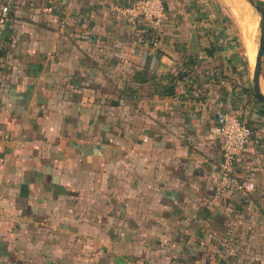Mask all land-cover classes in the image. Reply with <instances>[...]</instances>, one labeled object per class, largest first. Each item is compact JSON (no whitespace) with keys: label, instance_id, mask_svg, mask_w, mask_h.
<instances>
[{"label":"crops","instance_id":"obj_1","mask_svg":"<svg viewBox=\"0 0 264 264\" xmlns=\"http://www.w3.org/2000/svg\"><path fill=\"white\" fill-rule=\"evenodd\" d=\"M135 1L0 0V264H264L252 37L223 0H164L159 32ZM217 111L253 191L218 186Z\"/></svg>","mask_w":264,"mask_h":264},{"label":"built area","instance_id":"obj_2","mask_svg":"<svg viewBox=\"0 0 264 264\" xmlns=\"http://www.w3.org/2000/svg\"><path fill=\"white\" fill-rule=\"evenodd\" d=\"M9 7L0 6V24L7 20ZM166 6L164 0H136L133 5L121 10L127 20L134 22L142 18L156 32L161 30L165 18ZM142 41V38H139ZM251 135V129L238 116L223 111L215 114V123L209 130L211 138H217L222 145V161L219 163L218 186L226 189L253 191L255 185L248 179H240L233 174V163L243 152L245 144Z\"/></svg>","mask_w":264,"mask_h":264},{"label":"rangeland","instance_id":"obj_3","mask_svg":"<svg viewBox=\"0 0 264 264\" xmlns=\"http://www.w3.org/2000/svg\"><path fill=\"white\" fill-rule=\"evenodd\" d=\"M224 8L227 13L237 20L242 32H245V36L247 39V31L251 33L252 40L256 43L254 46L257 48L258 46V37H259V29H258V20L259 14L256 10L249 4L247 0H223ZM248 29V30H246ZM257 50V49H256ZM244 54L246 55V47L244 42ZM254 66V62L252 61ZM253 66L250 65L251 71L253 70Z\"/></svg>","mask_w":264,"mask_h":264},{"label":"water","instance_id":"obj_4","mask_svg":"<svg viewBox=\"0 0 264 264\" xmlns=\"http://www.w3.org/2000/svg\"><path fill=\"white\" fill-rule=\"evenodd\" d=\"M249 4L256 10L259 14L258 20V29H259V37H258V46L257 52L255 56V62L252 70V88L255 96L264 103V94L261 90V62L262 55L264 51V15L262 8L255 3L253 0H247Z\"/></svg>","mask_w":264,"mask_h":264},{"label":"bare ground","instance_id":"obj_5","mask_svg":"<svg viewBox=\"0 0 264 264\" xmlns=\"http://www.w3.org/2000/svg\"><path fill=\"white\" fill-rule=\"evenodd\" d=\"M246 30H248V29H246ZM246 33L247 34L249 33L250 37H252L250 32L247 31ZM246 44H247V48H248L247 54L249 55L251 63H252V61L255 62V56H256V52H257L256 49L257 48L254 46L253 40L248 38Z\"/></svg>","mask_w":264,"mask_h":264},{"label":"trees","instance_id":"obj_6","mask_svg":"<svg viewBox=\"0 0 264 264\" xmlns=\"http://www.w3.org/2000/svg\"><path fill=\"white\" fill-rule=\"evenodd\" d=\"M256 3V2H255ZM258 4V3H257ZM259 5V4H258Z\"/></svg>","mask_w":264,"mask_h":264}]
</instances>
